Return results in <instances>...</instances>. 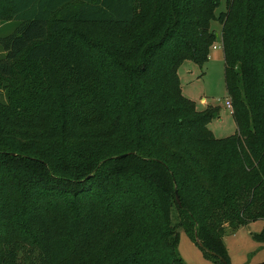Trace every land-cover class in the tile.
<instances>
[{
    "label": "trees",
    "instance_id": "obj_1",
    "mask_svg": "<svg viewBox=\"0 0 264 264\" xmlns=\"http://www.w3.org/2000/svg\"><path fill=\"white\" fill-rule=\"evenodd\" d=\"M219 4L0 0V264H186L179 229L230 264L226 228L264 219V0ZM212 20L223 138L177 73Z\"/></svg>",
    "mask_w": 264,
    "mask_h": 264
},
{
    "label": "rangeland",
    "instance_id": "obj_2",
    "mask_svg": "<svg viewBox=\"0 0 264 264\" xmlns=\"http://www.w3.org/2000/svg\"><path fill=\"white\" fill-rule=\"evenodd\" d=\"M225 5L226 0H220L215 10L216 15L225 10ZM210 29L216 33L217 40L210 48L207 61L199 66L190 60H184L178 67L177 73L182 95L192 100L198 110L204 109L207 105L219 108L218 115L208 122V128L215 137L223 138L235 133L236 124L231 109L226 105L228 97L224 81L219 22L212 20ZM11 31L12 26H9L3 33L6 35ZM2 50L0 46V53ZM201 98H204L205 104H201ZM263 229L264 219L250 222L236 230L226 228L223 241L230 264H256L264 261V241H258L253 237L255 234H260ZM177 250L186 264H215L204 256L197 242L182 229H179Z\"/></svg>",
    "mask_w": 264,
    "mask_h": 264
},
{
    "label": "water",
    "instance_id": "obj_3",
    "mask_svg": "<svg viewBox=\"0 0 264 264\" xmlns=\"http://www.w3.org/2000/svg\"><path fill=\"white\" fill-rule=\"evenodd\" d=\"M175 199H176L177 204L180 206V200H179V195H178V193H177V190H175ZM195 240H196L197 244H198L200 247L203 248L201 242L198 240L197 237H195ZM223 262H224L225 264H228V263H227L226 261H224V260H223Z\"/></svg>",
    "mask_w": 264,
    "mask_h": 264
},
{
    "label": "built area",
    "instance_id": "obj_4",
    "mask_svg": "<svg viewBox=\"0 0 264 264\" xmlns=\"http://www.w3.org/2000/svg\"><path fill=\"white\" fill-rule=\"evenodd\" d=\"M226 105H227V107H229L232 110V106H231L229 99L226 101Z\"/></svg>",
    "mask_w": 264,
    "mask_h": 264
},
{
    "label": "crops",
    "instance_id": "obj_5",
    "mask_svg": "<svg viewBox=\"0 0 264 264\" xmlns=\"http://www.w3.org/2000/svg\"><path fill=\"white\" fill-rule=\"evenodd\" d=\"M201 104H205V100H204V98H201Z\"/></svg>",
    "mask_w": 264,
    "mask_h": 264
}]
</instances>
